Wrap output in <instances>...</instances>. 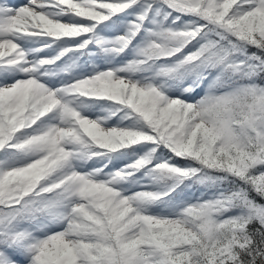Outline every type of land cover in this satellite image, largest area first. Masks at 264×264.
Masks as SVG:
<instances>
[{
	"label": "snow or ice",
	"instance_id": "1",
	"mask_svg": "<svg viewBox=\"0 0 264 264\" xmlns=\"http://www.w3.org/2000/svg\"><path fill=\"white\" fill-rule=\"evenodd\" d=\"M0 264H264V0H0Z\"/></svg>",
	"mask_w": 264,
	"mask_h": 264
}]
</instances>
